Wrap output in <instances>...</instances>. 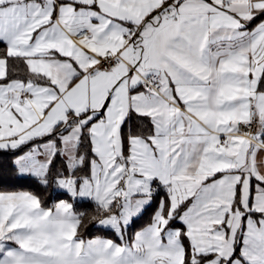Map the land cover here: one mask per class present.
I'll return each instance as SVG.
<instances>
[{"label":"snow or ice","instance_id":"1","mask_svg":"<svg viewBox=\"0 0 264 264\" xmlns=\"http://www.w3.org/2000/svg\"><path fill=\"white\" fill-rule=\"evenodd\" d=\"M0 43V150L70 198L0 191V264H264V0H0Z\"/></svg>","mask_w":264,"mask_h":264},{"label":"trees","instance_id":"2","mask_svg":"<svg viewBox=\"0 0 264 264\" xmlns=\"http://www.w3.org/2000/svg\"><path fill=\"white\" fill-rule=\"evenodd\" d=\"M256 23H259V20L254 21L250 27L255 26ZM4 45L0 43V49ZM24 69L23 65L20 66V74L23 75ZM139 122L133 123V128L137 127ZM27 147L25 146L20 150H17L15 153L9 150H0V191H29L36 194L44 203L46 207H50L54 202L59 200H70L69 196L62 191L56 189L54 186L50 185L44 187L37 182L34 177L27 175H20L17 173L15 168L11 164V160L15 155H20ZM61 167V161L57 159L55 162V168ZM55 168L53 171H55ZM71 202V201H70ZM155 203L152 207L147 208L143 214L134 219V222L128 227L126 236L131 237L132 234L146 226L150 220L155 209ZM75 207L77 211L82 209L88 210V216L84 219L83 224L79 230V235L83 239H91L94 237H106L110 239L117 240L119 242L116 234L110 229L99 228L95 221L91 219V216L94 215L93 206L89 202H76Z\"/></svg>","mask_w":264,"mask_h":264},{"label":"rangeland","instance_id":"3","mask_svg":"<svg viewBox=\"0 0 264 264\" xmlns=\"http://www.w3.org/2000/svg\"><path fill=\"white\" fill-rule=\"evenodd\" d=\"M26 150H28V147H27L24 151H26ZM24 151H23V152H24ZM23 152H22V153H23ZM22 153H20V154H22Z\"/></svg>","mask_w":264,"mask_h":264},{"label":"crops","instance_id":"4","mask_svg":"<svg viewBox=\"0 0 264 264\" xmlns=\"http://www.w3.org/2000/svg\"><path fill=\"white\" fill-rule=\"evenodd\" d=\"M250 27V26H249ZM27 151V150H26ZM26 151H24V152H26ZM23 154V153H22ZM87 240V239H86Z\"/></svg>","mask_w":264,"mask_h":264}]
</instances>
